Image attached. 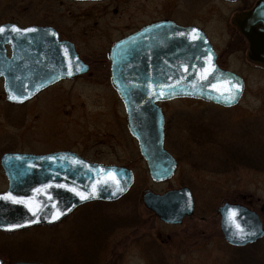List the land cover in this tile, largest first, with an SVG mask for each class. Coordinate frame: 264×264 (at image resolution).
<instances>
[{
	"label": "rangeland",
	"instance_id": "374dc122",
	"mask_svg": "<svg viewBox=\"0 0 264 264\" xmlns=\"http://www.w3.org/2000/svg\"><path fill=\"white\" fill-rule=\"evenodd\" d=\"M254 2L204 0L203 18L197 21L191 13L177 18L205 28L216 52L222 53L221 65L240 74L245 89L240 102L230 108L194 98L161 104L165 148L178 160L170 180L154 182L149 177L137 143L127 131L123 105L110 85L106 61L93 63L85 74L62 80L25 104L8 106L0 101V155L6 151L71 150L89 161L126 166L134 173L132 187L118 201L89 203L55 225L0 232L4 264L18 260L43 264H264V237L234 248L219 232L217 214L223 202L242 204L253 209L264 226V65L250 61L244 45L231 42L232 15ZM194 4L192 13L197 15L201 6ZM48 21L40 12V0H0V23L24 26ZM98 37H88L91 45L99 43L101 48L83 49L85 60L105 59V47L118 35L105 36L104 45L95 40ZM232 155L235 165L227 160ZM4 186L0 174V189ZM182 186L191 189L195 213L180 225L160 222L141 202L144 190L164 192ZM136 211L148 221L140 223L138 233L131 227ZM129 237L139 239L131 243ZM152 239L160 245L157 251L148 246Z\"/></svg>",
	"mask_w": 264,
	"mask_h": 264
},
{
	"label": "water",
	"instance_id": "95a60500",
	"mask_svg": "<svg viewBox=\"0 0 264 264\" xmlns=\"http://www.w3.org/2000/svg\"><path fill=\"white\" fill-rule=\"evenodd\" d=\"M235 22L248 41L249 58L264 63V0L236 15ZM13 26L20 31H13ZM0 27L5 29L0 34V77L7 101L23 103L62 79L87 72V64L72 44L59 41L52 28L15 23ZM106 55L110 84L123 104L126 127L154 181L170 178L176 167L163 147L164 115L158 102L189 97L230 107L244 90L239 75L217 64L212 44L196 26L156 22L119 38ZM0 166L8 182L0 192V230L4 232L54 224L86 202L117 200L133 182L128 167L91 162L70 150L6 152ZM142 201L169 224L179 223L193 209L187 187L163 194L146 191ZM218 211L220 230L229 244L245 245L264 235L259 216L246 206L225 202Z\"/></svg>",
	"mask_w": 264,
	"mask_h": 264
},
{
	"label": "flooded vegetation",
	"instance_id": "af4514ba",
	"mask_svg": "<svg viewBox=\"0 0 264 264\" xmlns=\"http://www.w3.org/2000/svg\"><path fill=\"white\" fill-rule=\"evenodd\" d=\"M230 1H235V0H230ZM256 1L257 0H255V2ZM188 2H190L189 5H191V8H190L191 11L187 10L186 8ZM196 2H197V7L201 6L199 13L197 12V15L192 13L196 10V8H194L196 7V5L194 4ZM203 4H204V0H40V12L42 13V15L44 14V17L48 18L49 21L45 24L40 23L37 25L52 28L57 33V37L60 41H66V42L71 43L72 46L74 47V50L78 54V56L81 58V60L85 64H87L88 70H89L90 67L92 68L93 63H100V62L104 63L106 61L109 66V61L107 59L106 52L108 48L111 46V44L114 43L117 39L123 36H126L130 33L136 32L142 27L156 23V22L171 21L182 27L196 26V27H200L201 29H203L206 33L207 31L200 24H197L194 22H188V23L182 22V21H178L177 19V18H181L185 16L186 14L191 13L197 18V21H198L201 17L202 18L204 17V11H203L204 5ZM253 4L250 6H245L241 8L240 10L235 12L231 17V25L233 26V30H234V34L231 39V42L236 43L238 45H244V49H247V50H249L248 41L243 36V34L240 32L239 28L236 26L235 16L248 10L249 8L253 6ZM20 26H23V25H20ZM112 34H117L118 37L110 40L107 46L105 47V50H106L105 59L88 61V60H85L81 56L83 49L91 50V46H93L95 49H98L97 46L101 48V44L99 43L91 45V41H89L88 37L91 38V35H97V37L99 36L101 38L104 37V39H101L99 37L95 39L97 40V42H101L104 45V41L105 42L107 41L105 39V36H110ZM81 46L85 47L86 49ZM5 48H6L7 55H10V49L8 45H5ZM216 53H217L216 61L220 65V67L223 68V66L221 65L222 53L221 54L220 52H216ZM249 60L255 63L264 65V63L256 62L252 59H249ZM224 69H228V68H224ZM48 88H46L45 90H47ZM0 95H1L0 101L2 102V104L8 105V106L9 105L19 106V105H22V104H25L31 101L38 94L34 96L32 99L23 102L22 104H14L12 102H9L5 98V92L3 89V78L0 77ZM165 102L167 101H163L159 103V106L162 110L163 115L165 114L163 112L161 104ZM165 124L166 123H164V136H165V130H166ZM175 161H176V168H175V171H176L177 166H178V160L175 158ZM0 174L3 180L5 181L4 188L0 189V191H3L7 186V180L1 168H0ZM172 189L174 188L167 189V190H172ZM167 190H165L164 192H166ZM189 190H190L192 200H193V209H192L191 214L184 215L178 224H175V225L166 224V225H170V226L180 225L181 223L188 220L190 217L194 215L195 200H194V196L190 188ZM164 192H154V193L162 194ZM141 202H142V199H141ZM103 204H109V202L103 203ZM82 206H79V207H82ZM143 206L145 207L144 204ZM79 207L75 208L70 214H68L58 223L72 216ZM146 210H148L152 216H155L159 220V218L154 214L153 211L149 210L148 208H146ZM217 214L219 216L218 230L221 233L220 214L218 212V209H217ZM115 219L118 220V218H115ZM201 221L207 222L204 217H201ZM147 222L148 221H144V218H142V216H139L136 211L133 214V223H135V225L131 226L132 231H134L135 233H138L141 227L140 223H147ZM14 233H17V232H14ZM137 238L139 239V237H136V238L129 237V239L131 240V243L136 242ZM148 246H151L152 250H154L155 247H157L155 249L157 251L159 249L158 246L160 245L158 244L157 241L152 239L148 243Z\"/></svg>",
	"mask_w": 264,
	"mask_h": 264
},
{
	"label": "snow or ice",
	"instance_id": "6c2138e0",
	"mask_svg": "<svg viewBox=\"0 0 264 264\" xmlns=\"http://www.w3.org/2000/svg\"><path fill=\"white\" fill-rule=\"evenodd\" d=\"M13 31H20V29H17L15 26H13ZM5 31V29L3 27H0V34H3V32ZM23 31H35V29H24ZM195 29L192 30L193 33H195ZM195 38V37H193ZM78 70V69H77ZM85 197H81V199H84Z\"/></svg>",
	"mask_w": 264,
	"mask_h": 264
},
{
	"label": "trees",
	"instance_id": "16d2710c",
	"mask_svg": "<svg viewBox=\"0 0 264 264\" xmlns=\"http://www.w3.org/2000/svg\"><path fill=\"white\" fill-rule=\"evenodd\" d=\"M230 156V155H229ZM229 158V157H228ZM232 158H233V155L231 156V158L230 159H227V160H230L231 161V164H234V162L232 161ZM235 165V164H234ZM240 248H243V247H240Z\"/></svg>",
	"mask_w": 264,
	"mask_h": 264
}]
</instances>
